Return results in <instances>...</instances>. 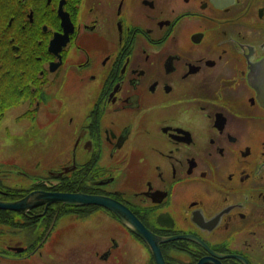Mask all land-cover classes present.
Here are the masks:
<instances>
[{"label":"flooded vegetation","instance_id":"obj_1","mask_svg":"<svg viewBox=\"0 0 264 264\" xmlns=\"http://www.w3.org/2000/svg\"><path fill=\"white\" fill-rule=\"evenodd\" d=\"M263 61L264 0H0V204L103 197L161 264H264ZM0 264L156 263L114 212L52 203L0 208Z\"/></svg>","mask_w":264,"mask_h":264},{"label":"water","instance_id":"obj_2","mask_svg":"<svg viewBox=\"0 0 264 264\" xmlns=\"http://www.w3.org/2000/svg\"><path fill=\"white\" fill-rule=\"evenodd\" d=\"M251 85L256 88L261 104L264 107V61L261 63L259 70L252 74ZM52 203L70 204L75 206L98 205L114 212L122 220H125L128 227L147 243L153 254L155 263L161 264L159 240L154 235L146 231L129 212L123 209L115 201L103 197L84 196L81 194L36 192L30 194L18 204L9 206L0 204V208L13 209L24 213L29 207L34 205H48Z\"/></svg>","mask_w":264,"mask_h":264},{"label":"rangeland","instance_id":"obj_3","mask_svg":"<svg viewBox=\"0 0 264 264\" xmlns=\"http://www.w3.org/2000/svg\"><path fill=\"white\" fill-rule=\"evenodd\" d=\"M2 130L4 133L6 132V137L10 140L11 142V148L16 147L17 151L14 152L16 156L13 158H20L22 157H28V154L31 151V147H34V143L32 140L29 139L30 134L28 135H23V134H18L15 132V130L6 129L2 127ZM0 141H3L0 139ZM13 155V153L11 154ZM21 169V168H20ZM45 172L44 166H38V173H43Z\"/></svg>","mask_w":264,"mask_h":264}]
</instances>
